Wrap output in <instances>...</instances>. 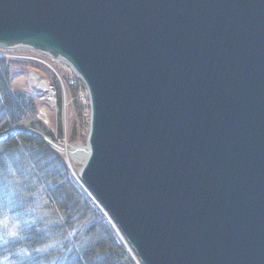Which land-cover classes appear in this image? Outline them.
I'll list each match as a JSON object with an SVG mask.
<instances>
[{
    "label": "water",
    "instance_id": "95a60500",
    "mask_svg": "<svg viewBox=\"0 0 264 264\" xmlns=\"http://www.w3.org/2000/svg\"><path fill=\"white\" fill-rule=\"evenodd\" d=\"M17 45L83 80L79 178L138 263L264 264V0H0Z\"/></svg>",
    "mask_w": 264,
    "mask_h": 264
},
{
    "label": "trees",
    "instance_id": "16d2710c",
    "mask_svg": "<svg viewBox=\"0 0 264 264\" xmlns=\"http://www.w3.org/2000/svg\"><path fill=\"white\" fill-rule=\"evenodd\" d=\"M13 61L0 56V132L35 115L32 96L10 88ZM39 195L46 201L40 218L27 227L22 241L31 248L46 239L57 240V259L53 264H132L70 178L63 161L39 137L26 132H10L0 138V202L12 213L23 217ZM47 215H43V213ZM33 253L31 264H48L49 256Z\"/></svg>",
    "mask_w": 264,
    "mask_h": 264
},
{
    "label": "rangeland",
    "instance_id": "374dc122",
    "mask_svg": "<svg viewBox=\"0 0 264 264\" xmlns=\"http://www.w3.org/2000/svg\"><path fill=\"white\" fill-rule=\"evenodd\" d=\"M0 56L13 61L10 66L9 79L11 90L31 95L36 106L35 115L13 127L33 129L41 136L49 137L53 142L69 149V155L75 156L70 159L66 157L63 151L48 145L43 140L61 158L73 186L88 200L100 219L104 221L105 226L112 231L116 242L120 245L121 250L125 252L127 258L132 264H140L137 262L134 252L120 241L115 228L105 218L104 212L99 210L81 189L77 188L72 176L73 167L75 169L80 168L81 156L78 152L82 151L71 149L77 146L87 147L90 128V101L83 80L65 60H54L47 54L37 53L29 48L0 49ZM39 58L48 59L52 62L54 69L48 68ZM35 74L45 81V92L37 90L36 87L43 81H33L32 77ZM42 110L46 115L41 114Z\"/></svg>",
    "mask_w": 264,
    "mask_h": 264
},
{
    "label": "clouds",
    "instance_id": "9594fccd",
    "mask_svg": "<svg viewBox=\"0 0 264 264\" xmlns=\"http://www.w3.org/2000/svg\"><path fill=\"white\" fill-rule=\"evenodd\" d=\"M46 203L43 197L37 195L33 204L25 209L23 217H18L12 213L9 207L0 202V264H31L30 257L32 254L49 256L48 264H53L57 259L55 250L60 247L57 240L46 239L43 243L31 248L24 244H17L10 250L6 247L12 241H22L24 232L27 227L34 225L40 218L39 209ZM47 215V213H43ZM62 264V262H61Z\"/></svg>",
    "mask_w": 264,
    "mask_h": 264
},
{
    "label": "bare ground",
    "instance_id": "6f19581e",
    "mask_svg": "<svg viewBox=\"0 0 264 264\" xmlns=\"http://www.w3.org/2000/svg\"><path fill=\"white\" fill-rule=\"evenodd\" d=\"M17 47L18 48H20V47H23L22 45H17ZM17 47H12L11 49H15V48H17ZM23 48H26V47H23ZM1 49V48H0ZM26 49H28V48H26ZM35 52H37V53H42L41 51H35ZM44 54V53H43ZM41 61H43V63L48 67V68H53L54 69V66H53V64H52V62H50L48 59H41V58H39ZM38 59V60H39ZM51 59H54V60H64L62 57L61 58H59V57H56V58H52L51 57ZM42 78L41 77H39L37 74H35V76L34 77H32V80L33 81H43V82H40L38 85L40 86H37L36 88H37V90H39V91H42V92H45V88L44 87H46V83H45V81L44 80H41ZM47 91V90H46ZM41 114L42 115H46L45 114V112H44V110H42V112H41ZM14 128V127H13ZM12 129V128H11ZM11 132H14V131H11ZM2 134V133H1ZM10 134V133H9ZM45 138H46V142L48 143V145H50V146H52V147H55V148H57V149H59V150H61V151H63L65 154H66V157L67 158H71V157H75L74 155H69V153H70V151H69V149L65 146V147H63V146H60L59 144H57L56 142H53V140L52 139H50L49 137H46L45 136ZM80 150V151H82V152H78L79 153V155L81 156V158H80V168H78V169H75L74 167H73V173H72V176H73V178H74V182H75V184H76V186H77V188H79V189H81L83 192H84V194L88 197V199H91L92 200V202L96 205V207H98V209L99 210H102V208H100V206H99V204H98V202L96 201V199H94L92 196H91V194L87 191V189L83 186V184H82V182H81V179L79 178V173H80V170H81V168H82V166L85 164V162L87 161V152H88V145H87V147H85V146H77L76 148H72L71 150ZM103 212H104V215H105V218L109 221V223L111 224V225H113V228H115V231L117 232V236H118V238L120 239V241L124 244L125 243V245L130 249V246H129V244H128V242L125 240V238L122 236V234H121V232L120 231H118V229H117V227H116V225L114 224V222L112 221V220H110V218H109V216L107 215V213L104 211V210H102Z\"/></svg>",
    "mask_w": 264,
    "mask_h": 264
}]
</instances>
